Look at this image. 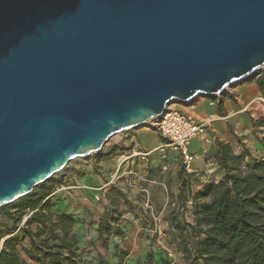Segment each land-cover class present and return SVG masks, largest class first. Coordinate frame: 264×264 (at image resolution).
<instances>
[{
	"label": "water",
	"instance_id": "obj_1",
	"mask_svg": "<svg viewBox=\"0 0 264 264\" xmlns=\"http://www.w3.org/2000/svg\"><path fill=\"white\" fill-rule=\"evenodd\" d=\"M264 68V0H0V207Z\"/></svg>",
	"mask_w": 264,
	"mask_h": 264
},
{
	"label": "trees",
	"instance_id": "obj_2",
	"mask_svg": "<svg viewBox=\"0 0 264 264\" xmlns=\"http://www.w3.org/2000/svg\"><path fill=\"white\" fill-rule=\"evenodd\" d=\"M254 81L264 100V73ZM251 123L256 129L264 128V114ZM214 159L224 176L192 195V223L180 222L181 214L175 208L163 219L177 232L176 251L184 264H264V160L253 159L245 150L235 154L221 142L216 144ZM48 192L49 187L42 188L12 203L13 213L6 214L9 222L18 225L28 213L24 236H10L4 241L0 264H84L75 253V218L71 214H54L51 204L45 201ZM178 200L181 202L177 205L185 209L183 190ZM114 205L111 202V211L102 218L99 239H108L113 231L121 235L118 227L112 226L121 218ZM1 235L0 232V239ZM26 239L28 246L19 249ZM147 258L150 260L151 255ZM97 264L106 262L99 259Z\"/></svg>",
	"mask_w": 264,
	"mask_h": 264
},
{
	"label": "crops",
	"instance_id": "obj_3",
	"mask_svg": "<svg viewBox=\"0 0 264 264\" xmlns=\"http://www.w3.org/2000/svg\"><path fill=\"white\" fill-rule=\"evenodd\" d=\"M261 100L263 99L255 81H250L228 89L223 96L214 100L215 106L213 107H210L208 100L204 98L197 99L191 106L179 105L178 109L192 114L207 124L205 136L190 144V151L194 156L193 174L187 175L182 167H179L177 156H173L169 161L168 174L160 180L155 177L157 175L155 170L157 166L154 164L156 157L151 156L150 162L141 167L147 175L146 181L131 184L125 177L120 179L107 190L101 200L102 206L92 203L94 195L92 189L100 181L97 174L95 176L86 174L79 179L77 187L67 189V192L60 197L59 206L57 205L55 209H60L57 215L71 214L75 217L72 232L77 238L76 253L79 260L84 264H97L99 259L104 260L106 264H154L152 260L155 256L153 258L151 256L150 260L147 258V255L152 253L148 237L138 226L141 216L128 211L127 208H122L118 202H127L132 210L136 209L139 202L146 203V206L151 204L153 208H155L154 202H163L161 205L162 215L167 202H181L178 200V195L182 190L186 191L189 188L191 193H194L211 182L218 183L223 178L224 172L214 159L217 142L228 144L235 154H240L245 150L253 159L260 161L264 156V137L262 140L260 139L261 143L257 144L247 137L252 131L251 120L257 121L264 114V107L260 109L264 100ZM254 130L262 132L264 136V128H254ZM124 138L112 146L114 150H122V152L119 151V154L128 153V145L131 148L132 142L128 141L126 136ZM135 140L137 149L144 152H152L160 143L164 142L162 137L154 131H139L135 135ZM239 141L247 142V144L239 145ZM250 148L256 154L262 151L261 156H253ZM116 155L113 159H104L103 164L115 161L118 157ZM103 167L105 169L103 171H107L106 166ZM125 167L126 163L123 165V168ZM79 183L81 184L79 185ZM64 197L67 198L66 201H63ZM111 202H117L114 205V210L117 215L121 214L118 223L112 225L118 227L121 235H115L113 231L108 239H104L105 237L99 239L98 231L102 224L100 215L103 211H111ZM122 209L128 212H122ZM158 209H160V204ZM166 252L169 253L168 256L177 253L176 249H166Z\"/></svg>",
	"mask_w": 264,
	"mask_h": 264
},
{
	"label": "rangeland",
	"instance_id": "obj_4",
	"mask_svg": "<svg viewBox=\"0 0 264 264\" xmlns=\"http://www.w3.org/2000/svg\"><path fill=\"white\" fill-rule=\"evenodd\" d=\"M261 73H264V68H262L257 73L256 78H258V76ZM256 78H254L252 81H254ZM261 105L262 106H260V109H263L264 104H261ZM169 107L178 108L179 105L174 103V104H171ZM251 122H252V120H251ZM253 122H255V121H253ZM251 125H252V123H251ZM139 131H144V132L154 131V132H156L150 123H148L144 127L139 128L137 130H131V131L124 132V133L118 135L117 138L115 137L116 139L115 138L110 139L109 142L103 146V148L101 149V151L99 152L98 155L89 156L86 159H76V160L71 161L63 170H61L59 173L52 176L45 183L37 186L32 192L41 190L42 188H48L49 187V192H48L49 195L45 198V201L47 200L51 204V206H52L51 211L57 215V213L60 211V209H55V207H57V205L60 203V201H61L60 197H62L63 194L67 192V191H62V190L57 191L56 189L59 187V185H63L64 187H72V186L77 187L79 179L81 177L83 178L86 174H90V175L95 176L96 174L99 175L102 172L104 173L103 170H105V169L103 166H106V164L105 165L103 164L104 159H106V158L107 159H109V158L113 159L116 154H117L116 156H118L119 153L122 152V150L112 149V146L118 144V142L121 139H125L124 138L125 136L127 138L130 136H135L136 133ZM263 137L264 136H263L262 132L255 131L254 127L252 126V131L250 132V134L248 135L247 138L252 139V142H254V144H257V143H261L260 139L262 140ZM238 144L243 146L244 144H247V142L241 143L239 141ZM129 147L130 146L128 145L127 150L130 149ZM249 150L251 151L253 156H258V155L262 154V151H260L259 154L258 153L256 154V152H254L253 149L250 148ZM109 151H111V152H109ZM151 156L156 157V161L154 164H156V166H157L155 168V170L157 171L156 172L157 175L155 177H158V179L162 180V178L168 174V172H169V168H168L169 161H171V158L173 156L175 157V155L173 153H170L165 158H162L156 152H153L151 154ZM176 159L178 160L179 167H182L179 158L176 157ZM261 160H264V156H263V158H261ZM149 162H150V160H149ZM92 179H94V178H92ZM80 184L81 183H79V185ZM187 191H188V194H187ZM184 193H185V199L187 201H190L192 195L195 194L196 192L191 193V190L188 188V190L187 189H186V191L184 190ZM66 197L68 198L69 196H66ZM66 197H64L63 201H66L65 200V199H67ZM92 203L96 206H102L103 202L100 201V202H92ZM114 203L116 204L117 202H114ZM118 203L122 206V208L123 207L127 208L128 211L135 212L136 215L141 216V221L138 223V226L140 227L141 231L144 232L148 237V241L150 243L151 252H152L151 256H152V258L155 256V258L152 260V262H154V264H184V261H183L180 253L177 252L176 254L174 253V255L170 254L171 256H168L169 253L167 254V252H166V249L167 250L168 249H176V241L174 239H175V236L177 235V232L172 230L163 219H164V217H166L169 214V210L171 208H175V210L179 211V213L181 214V215H179V221L180 222H184V223H188V224L192 223V221H193L192 202H186V204H185L186 208L183 210L181 209L180 206L177 205L176 202H172V204H170V205H169L170 202H167L162 215H161V208H162L161 205L163 204V202H154L155 208H153L151 206V204H149V206L148 205L146 206L145 205L146 203L142 204L141 202H139L140 204L137 205L136 209H134V210L130 209L127 202H118ZM159 204H160V209H158ZM11 206H12V203L0 207V232L2 233V235H1L2 238L0 239V245L1 246H3L4 241L7 238H9L10 236L17 237L18 239H22L24 236L23 228H24V224H25L28 213L25 214V216H23L20 224L15 225L14 223L9 222L6 218V214L13 213ZM149 207H152V208L150 209ZM121 211L122 212H128V211H123V209ZM106 212H109V211L108 210L103 211L102 215H100L101 218H104ZM172 234H173V236H172ZM27 246H28L27 239L22 240L19 249L20 248H26ZM76 247H77V245H76ZM75 253H76V251H75ZM153 254H156V255H153ZM76 255H77V253H76ZM23 257L26 260H28V258L26 256L23 255ZM77 259L79 260L78 256H77Z\"/></svg>",
	"mask_w": 264,
	"mask_h": 264
},
{
	"label": "built area",
	"instance_id": "obj_5",
	"mask_svg": "<svg viewBox=\"0 0 264 264\" xmlns=\"http://www.w3.org/2000/svg\"><path fill=\"white\" fill-rule=\"evenodd\" d=\"M210 107L215 106L213 100H208ZM154 130L162 137V142L154 151L144 152L137 149L135 136L128 137L131 141V148L126 154H119L115 161L106 164L104 173L99 174V184L93 187V202H100L107 190L115 185L120 179L126 178L131 184L145 182L147 175L142 165L145 166L149 162V158L153 152H156L162 158L170 153L177 156L181 162L183 171L189 175L194 172V156L190 151V144L196 139H200L207 133V124L200 121L190 113L181 111L178 108L167 107L163 115L150 123ZM121 139L120 141H122ZM124 163L126 167L123 168ZM140 166V167H139ZM72 187H64L59 185L57 191L73 189ZM2 246L0 245V250Z\"/></svg>",
	"mask_w": 264,
	"mask_h": 264
},
{
	"label": "bare ground",
	"instance_id": "obj_6",
	"mask_svg": "<svg viewBox=\"0 0 264 264\" xmlns=\"http://www.w3.org/2000/svg\"><path fill=\"white\" fill-rule=\"evenodd\" d=\"M261 101H263V100H261ZM263 103H264V101H263ZM115 137L117 138V137H118V135L114 136L113 138H115ZM116 138H115V139H116Z\"/></svg>",
	"mask_w": 264,
	"mask_h": 264
}]
</instances>
